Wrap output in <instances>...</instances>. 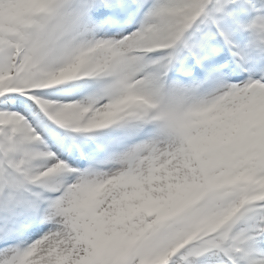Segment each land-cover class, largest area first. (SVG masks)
<instances>
[{"label": "snow or ice", "instance_id": "6c2138e0", "mask_svg": "<svg viewBox=\"0 0 264 264\" xmlns=\"http://www.w3.org/2000/svg\"><path fill=\"white\" fill-rule=\"evenodd\" d=\"M0 264H264V0H0Z\"/></svg>", "mask_w": 264, "mask_h": 264}]
</instances>
